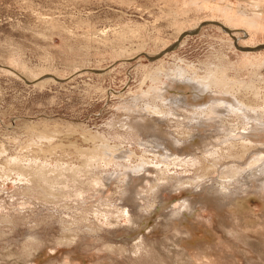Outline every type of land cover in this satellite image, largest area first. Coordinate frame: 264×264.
I'll return each mask as SVG.
<instances>
[{
    "label": "rangeland",
    "instance_id": "1",
    "mask_svg": "<svg viewBox=\"0 0 264 264\" xmlns=\"http://www.w3.org/2000/svg\"><path fill=\"white\" fill-rule=\"evenodd\" d=\"M204 21L231 33L206 24L145 55ZM262 43L264 0H0V264H264L243 118L167 159L135 124L185 139L196 108L161 95L179 69L264 111V48L236 45Z\"/></svg>",
    "mask_w": 264,
    "mask_h": 264
},
{
    "label": "bare ground",
    "instance_id": "2",
    "mask_svg": "<svg viewBox=\"0 0 264 264\" xmlns=\"http://www.w3.org/2000/svg\"><path fill=\"white\" fill-rule=\"evenodd\" d=\"M222 14L227 15L228 13L223 11ZM218 26H221L222 28L227 30L226 32L231 33L232 29L225 27L222 23H221V25H218ZM186 31H188V30H186ZM236 45H237V47L239 46L238 44H236ZM240 47H246V46H240ZM242 51H244V50H242ZM147 55H149V54H147ZM149 56H153V55H149ZM95 70H97V69H95ZM97 71H100V70H97ZM219 76H221V75H219ZM220 79L223 80L222 78H220ZM169 80H170V84L164 85V88L161 90V95L163 96V100L166 101L167 103H173V104L183 103L184 105L194 106L196 108L197 116L195 117L196 118L195 121H193V122L188 121L189 125L186 128L187 132L184 133L185 139H181L182 137L177 138L176 136H173V132L164 129L161 126V124L158 122V120H156L154 117H152L150 120H146V121L142 120L141 118L137 119V122L135 123V124H137V127L140 130H142L144 132V134L151 133V135L153 136L152 141L155 142V145L158 148L165 150V154H162L163 158H165V159L170 158L171 157V151H173V150L177 151V149L180 148V146H182L184 148V150L186 148H190V147L192 148L193 147L192 145L196 146L197 148L198 147L200 148L201 145L199 146V143H201L202 146H204L206 152L210 151V150L212 151V149H214L213 147L215 145L214 144L215 141L213 140V138L217 135L221 136V135H219V134H221L219 132V131H221V129H219V128L220 127L225 128V126H226L228 117L227 116L225 117L224 115L232 114V116H234V117L240 116L241 118H243V122L245 123L246 126L243 130V133L240 131H238V133L244 134V135H246V137H248L247 138L248 143L242 144L241 147L243 150L242 149L241 150H242L243 154L251 153L253 156V157H251V160H250V161H252L253 164H250V166L252 165V167H250L251 170L249 171L248 175L246 174L247 177L245 178V182L248 185H250V187H252L251 185H253V186L256 185L254 183V182H256L257 183L256 190L258 191V193L261 192V190H264V144L254 143L257 141L261 142L264 140V111L256 109V107H253L252 104L250 103V101H246V100L242 99L241 97H239L237 95V93H236L237 91H235V90L233 91L230 88H227L224 90V95L226 96L225 97L226 99H220L221 97L218 96L219 95L218 91L214 90L213 86H216V84L217 85L221 84L222 86H224L223 84H225V83L223 82L224 81L223 80L222 82L220 81V84H218L219 79L215 78V77L211 78L209 76V77H204V78L203 77L198 78V76L189 75L183 69H179L175 75L169 76ZM213 84H215V85H213ZM221 85H220V87H221ZM216 87H218V86H216ZM220 87H219V89H220ZM180 106L182 107V104ZM172 116H173V114H172ZM212 126H215V127L213 129H211ZM228 130H229V128H228ZM250 131H252V132H250ZM217 132H218V134L215 135L214 133H217ZM238 133L235 132V134H238ZM196 147H194V148L196 149ZM233 147L235 148V145H233ZM229 148H230V146H229ZM99 149H101V148H99ZM98 151L99 150L93 151L92 158L97 159L102 155L101 154L102 152L100 151V153H99ZM160 151H162V150H160ZM113 153L114 154L118 153L121 156H127V152H125V151L120 152V150H118V151L116 150ZM98 154H99V157H98ZM192 154H193V152H192ZM103 155L101 157H103ZM111 156H112V154H111ZM175 156L178 158L180 157L179 154H177V153L175 154ZM175 156L173 155L172 157L175 158ZM142 166H145V165H141L140 167H142ZM138 168H139V166L137 167V169ZM145 170H149V169L147 168ZM133 174H135V173H133ZM136 174H138V173H136ZM130 175L131 174L126 175L129 179V181L126 184L130 188V192L132 194L131 198L133 200V198L135 197V194L137 193V186L139 185L138 183H140V182H137V183L134 182L132 180V176H130ZM112 177H113V175H111V178ZM140 178H141V176H140ZM94 181L97 184H100L101 178L96 177L94 179ZM213 191H215V190H213ZM213 191L211 190V192H213ZM215 193H217V192H215ZM229 195L234 199L237 196L236 193H229ZM227 197H229V196H227ZM136 219L133 221L134 224H137V223H135ZM177 257H179V256H177ZM21 259H22V257H19V258L17 257L15 259H12V261L21 262L20 261ZM175 259H176V257H175ZM175 263L181 264L179 261L178 262L175 261Z\"/></svg>",
    "mask_w": 264,
    "mask_h": 264
},
{
    "label": "water",
    "instance_id": "3",
    "mask_svg": "<svg viewBox=\"0 0 264 264\" xmlns=\"http://www.w3.org/2000/svg\"><path fill=\"white\" fill-rule=\"evenodd\" d=\"M206 24H217V25H221V23L218 22V21H204V22H202L197 28H194V29H192V30H188V31L183 32V33L179 36L178 40L175 41L172 45H170L167 49H165V50H163V51H161V52H159V53H157V54H155V55H153V56H149V55H147V54H145V55H146L150 60H156V59L162 57V56L165 55L166 53L171 52V51H173L174 49H176V48L178 47L180 41H181L184 37L189 36V35H195V34H197V33L199 32V30L201 29V27H202L203 25H206ZM238 48L241 49V50H244V51H256V50L263 49V48H264V43H262V44H258V45H256V46H246V47H240V46H238ZM87 70H88V69H87ZM89 70H90V71H94V72H99V71H97V70H95V69H89ZM47 75H48V76H51V75H49V74H47ZM47 75H46V76H47ZM52 77H53V76H52ZM53 78H54L55 80L60 81V79H58V78H56V77H53Z\"/></svg>",
    "mask_w": 264,
    "mask_h": 264
}]
</instances>
